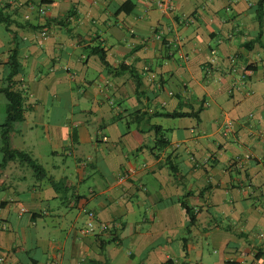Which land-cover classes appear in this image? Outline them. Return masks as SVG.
<instances>
[{"label": "crops", "instance_id": "crops-1", "mask_svg": "<svg viewBox=\"0 0 264 264\" xmlns=\"http://www.w3.org/2000/svg\"><path fill=\"white\" fill-rule=\"evenodd\" d=\"M159 1L0 0V264H264V5Z\"/></svg>", "mask_w": 264, "mask_h": 264}, {"label": "trees", "instance_id": "trees-1", "mask_svg": "<svg viewBox=\"0 0 264 264\" xmlns=\"http://www.w3.org/2000/svg\"><path fill=\"white\" fill-rule=\"evenodd\" d=\"M126 5H131L130 3H126L122 5L121 9L122 11H126L125 7ZM263 5H264V0H258L257 2V19L260 23L261 18H262V13H263ZM132 6V5H131ZM2 9H0V22L3 21L2 16ZM128 11V10H127ZM119 12V11H118ZM2 18V19H1ZM101 61L105 64L104 58L105 54L102 49L96 48L94 51ZM9 67L11 68L10 74L7 76V79L10 80L13 75L15 74L16 70V57L15 53H12L10 55V63ZM6 101V109H5V123L3 124V130L1 133V144H2V150L4 154L5 160H12L14 158H20L22 162H24L26 165H28L33 172L35 173L37 178L43 177L45 175L44 169L36 163L29 155L13 150L10 147V142H9V132L12 130L13 126L17 123H20L23 121L24 118V98L21 94V92L12 90L9 87H6L5 89L2 90ZM159 116L165 117V118H180L184 116H191V115H185L179 112H173V113H160ZM195 116V114H194ZM153 129L156 131V140H155V148H164L166 146V142L162 139V133L161 129L159 127L153 126ZM160 133V134H158ZM181 207L184 209L185 214L188 218L187 222V229L190 228L195 223V215L191 211V209L188 208V206L185 203H181Z\"/></svg>", "mask_w": 264, "mask_h": 264}, {"label": "built area", "instance_id": "built-area-1", "mask_svg": "<svg viewBox=\"0 0 264 264\" xmlns=\"http://www.w3.org/2000/svg\"><path fill=\"white\" fill-rule=\"evenodd\" d=\"M157 8L162 11V12H168L171 10V5H170V0H162L157 3ZM231 126V122L226 123L225 128L228 129ZM88 218L89 222L86 225V228L83 230V233H92L94 231V224H93V219H94V214L91 211H85Z\"/></svg>", "mask_w": 264, "mask_h": 264}]
</instances>
